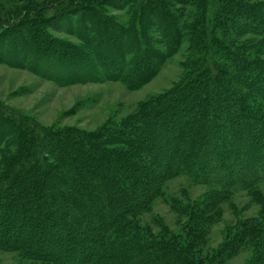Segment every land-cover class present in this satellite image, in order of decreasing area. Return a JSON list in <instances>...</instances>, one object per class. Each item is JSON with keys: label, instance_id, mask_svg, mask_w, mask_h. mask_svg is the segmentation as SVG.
<instances>
[{"label": "trees", "instance_id": "obj_1", "mask_svg": "<svg viewBox=\"0 0 264 264\" xmlns=\"http://www.w3.org/2000/svg\"><path fill=\"white\" fill-rule=\"evenodd\" d=\"M43 1L16 6L3 0L0 8L8 14L14 8L11 17L22 18L27 10L44 13L65 0ZM105 1L80 3L94 8L92 3ZM162 3L165 0H146L144 10L135 14L139 42L148 43L147 13ZM198 4L203 14L196 28L186 27L187 34L199 33L194 44L197 68L160 100L159 108H143L137 123L114 132L61 133L33 124L35 129H28L33 131L31 141L27 133L18 135V156L7 153L0 171V248L21 251L45 264H202L192 252L193 241L173 235L146 237L133 221L158 195V183L179 174H191L213 189L214 198L200 203L194 215L193 226L199 229L215 198L235 187L252 190L264 180V108L256 103L257 98L264 103V7L252 0ZM2 13L0 20L6 19ZM96 14L98 28L106 30V18ZM167 28L161 27L163 32ZM245 32L257 39L242 46L237 38ZM173 34L182 35L177 27ZM247 46L252 52L243 50ZM121 63L114 76L126 69ZM139 80L143 82L141 75ZM252 119L257 121L254 129ZM12 132L5 131L1 141ZM55 183H61L60 188ZM247 238L255 243L262 238L263 248L249 264H264V227L254 220L240 223L217 262Z\"/></svg>", "mask_w": 264, "mask_h": 264}, {"label": "rangeland", "instance_id": "obj_2", "mask_svg": "<svg viewBox=\"0 0 264 264\" xmlns=\"http://www.w3.org/2000/svg\"><path fill=\"white\" fill-rule=\"evenodd\" d=\"M8 1L18 6L30 0ZM70 1L46 8L44 13L27 10L22 18L11 17L14 8L8 9L9 14L0 8L6 17L0 20V171L9 155L19 153V134L27 133L32 140L33 131L28 129H35L33 124L61 133L76 130L90 135L104 129H127L138 122L143 108H159L164 97L197 68L194 44L199 42V33L188 30L187 34L186 27L196 28L203 14L198 0H165L162 8H155L156 13H147L148 43L139 42L141 34L135 33L134 26L135 14L144 10L146 0H106L102 5L90 2L94 8L80 0L69 6ZM252 1L264 7V0ZM93 10L102 14L104 21L106 18V30L98 28L96 13L90 16ZM175 27L182 34L178 38L173 34ZM256 39L246 32L237 38L240 45ZM242 48L250 51L248 46ZM253 56L258 58L257 53ZM261 58L264 60V52ZM121 62L126 69L121 76H114ZM224 63L220 61L221 66ZM256 100L264 108L262 100ZM256 122L253 120L251 129ZM7 130L14 133L2 142ZM261 134L264 136V129ZM30 151L35 153L36 149L32 146ZM55 184L60 188L61 183ZM158 185V195L133 217L140 234L189 239L202 264H249L263 248L262 238L256 243L247 238L243 246L217 262L240 223L254 220L264 227V180L252 190L235 187L221 199L215 198L212 207L203 209L206 219L201 229L194 228V219L203 206L200 203L214 198L213 189L191 174H179ZM0 264L45 263L1 247Z\"/></svg>", "mask_w": 264, "mask_h": 264}]
</instances>
